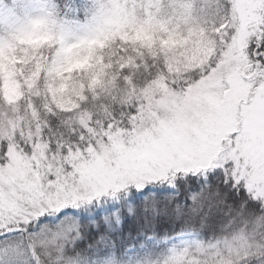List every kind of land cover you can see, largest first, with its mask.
Masks as SVG:
<instances>
[{
	"label": "snow or ice",
	"instance_id": "1",
	"mask_svg": "<svg viewBox=\"0 0 264 264\" xmlns=\"http://www.w3.org/2000/svg\"><path fill=\"white\" fill-rule=\"evenodd\" d=\"M0 264H264V0H0Z\"/></svg>",
	"mask_w": 264,
	"mask_h": 264
}]
</instances>
